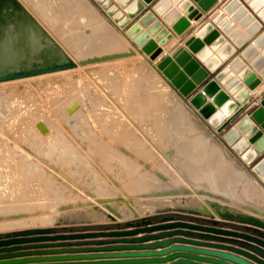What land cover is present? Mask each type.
<instances>
[{"label":"bare ground","instance_id":"1","mask_svg":"<svg viewBox=\"0 0 264 264\" xmlns=\"http://www.w3.org/2000/svg\"><path fill=\"white\" fill-rule=\"evenodd\" d=\"M43 1H46V3L42 4ZM36 3L39 7H42L43 10L47 12L46 16L47 18H49L52 24H58L57 27L59 28V31L61 33L69 32L70 26L73 25V23L78 25L77 28L81 29V27L84 25L83 23L90 22L93 25L94 34L91 36H84L82 34V31H80L78 33H74V34L72 33V35L66 36L67 41L69 42V45L72 48L76 49L78 53L77 56H75L71 52L67 44L64 41H61L56 36V34L46 24V22H44V20H42L39 17V15L33 10V8L28 3H26L24 0H0V84L9 85V84H12V82L15 83V82L22 81V80L29 81V79H33L36 82L37 78L38 80H42V81L46 80V82H48L47 81L48 79L50 80L52 77L55 78L56 75H60L62 77L60 78L58 77V78L61 80H64L63 82L64 85L65 84L67 85V83L68 84L71 83L72 85V86L70 85L67 88V91L69 93L71 92L70 94H68L66 90L63 91L62 88L61 89L59 88L62 85V83L61 84L59 83L61 82L59 80L57 83H55L56 81L53 80L51 81V84L49 85V87L47 86L51 90V92H52V88H55V90L53 91L54 93L52 92L53 94H51V92L49 93V95L51 94L50 100L52 99L51 102H49V106H50V103H51V106L50 108H48V110H41V105H39L40 107L37 108V110L40 109L41 110L40 113L44 112L45 114L41 113L43 115L41 114L39 115L37 112H35L34 114L31 113L33 116L30 115V117H28L30 118L29 128H31L33 132L32 133L29 132L30 134L28 135V132L26 131L28 135V136L26 135L24 138L26 145H27L26 148H21L17 145H12V144H7V143L0 144V209L6 207L8 205L6 203L8 202H13V206H14V203L21 204L24 201L29 200V198H31L34 195L33 192L36 186L41 185V187L45 189L46 187L49 186L48 187L49 189L47 190H48V193H51V196H48V197H55L59 199L62 197L64 198L66 196L65 195L66 192L71 194V196L69 195L70 198L67 195L66 200L62 199L55 204L50 203L48 206L43 205L42 203H40V201H39L40 204L38 202H35V203H38L36 205H39L38 206L39 208L36 209L37 213L43 214L48 211L49 212L52 211L53 214H50V215H53L52 218L54 220L57 219L59 216L60 217L64 216L69 211L85 212L89 216H94L99 219L100 218L107 219V218H114V217L118 219H123V218H129L135 215L138 216V215H141L147 212H153L159 206L161 207L180 206L184 208L197 209L202 212L209 213V214H216L217 216L219 215L236 216V217H239L245 220L264 224V191L259 186H257L256 183L254 182L252 183L251 181L252 179L250 180L249 177H246L243 179L244 186L246 187V189L244 190L247 191L246 193H248L250 197L249 200L246 199L245 196L243 197L245 200H242V199L237 200L235 199L237 195L234 194L235 195L234 198H233V195H231L233 193L228 194L226 191H224V189L221 188L223 190L222 191L220 187L218 186H217L218 188L216 186L211 187L210 184H209L210 186H207L201 183V181L206 179L205 177L207 176L208 177L210 176L211 179H212V176L214 177L213 179L218 178V175L215 174V171H213L214 169L212 170V168H214L215 166V168L218 169L220 165L225 164V162L228 161V159L224 155L217 154L219 158L218 157L216 158V156L214 158L213 157L214 155L213 156L210 155V157H207V158H202L200 155L197 156V159L194 161V164L196 166L192 168L193 169L192 176L195 179L199 180L198 185L195 186V185L190 184V186H187V185H184L183 183L176 184L172 182L171 176L167 172L157 168L156 166L157 159H155L156 158L155 152L156 153L159 152L162 154L163 158L170 160L172 157H174V154H173L174 148L172 149L170 146H166L163 148L158 147L157 144L152 139L153 136L155 135L153 133V129H150L149 134H147V139L150 140L151 143L150 145H146L144 149L142 146L136 143V140H137L136 135L135 137L132 134H130L129 136H122V133L120 132L118 133L115 131L116 128H119V126H121L120 124L121 121L115 120V122H112L113 124H111L110 120H108V117L111 114L110 110H106L107 112L101 111V109H99V111H94V110H90L89 107H87L88 113L86 115L83 112H81L83 109L84 103L82 102L80 97H78V94H77L78 92L76 93L74 91L75 88H78V85L76 84L74 85V83L82 81L86 77V75L89 73L91 68L97 69L96 67L100 66L99 64L104 63V61H108L111 59L120 60L123 58H131L130 60L136 61V60H139L140 57H143V54L140 53L133 45H131V43H129V41L123 34H121L117 30H114L110 24H108L109 27L103 24L104 23L103 16L88 0H37ZM57 10L60 12V15H61L60 20L53 16L54 12ZM108 28L114 32V37L116 38V42H117L115 45V48L111 50L110 49L108 50V47L101 48L102 50L99 49L100 53L86 54L85 52V49L87 48L86 45L92 40H95V38L97 37H98L97 40H99V43L101 44L102 43L101 40H104L107 38L106 31H108L107 30ZM142 28L145 29V27H142ZM18 71L22 73L18 75H12V76L10 75ZM156 72L159 75L161 82L163 80V82H165V84L168 85V83L160 75V73L157 70ZM7 75H10V76H7ZM161 82H160V86L162 84V87H163V82L162 83ZM44 87H45V84H44ZM65 93L68 95H66ZM159 97L160 98L158 97L156 98L155 97L127 98L126 99L127 101H125L126 103L124 105L128 107L130 110H133L138 113H144V114H149L148 112L151 109H153V111L157 113L154 115L156 116L155 118L157 119L158 118L160 119L162 114L166 115V118H170V119L174 118V120H172L174 121L173 123L174 127L175 125L178 126L179 124H182V125L185 124V122L182 120V117L184 113H188L187 109L183 107V105H175V106L171 105L170 99L168 95L165 93L164 94L160 93ZM7 111H10V110H7ZM81 114H82V117H79L78 119V116ZM123 114H124V111H123ZM122 116H120V118ZM58 117H61L63 120L65 119L69 120V118H71V120L75 119L74 120L75 124L78 123L77 121H81L82 127L78 125L77 126L79 127V129L81 128L80 131H82L85 134H88V133L90 134V133L96 132L97 130L100 132L99 134L100 137L98 136L96 138L89 137L87 141L83 140L86 142H81L82 139H80L81 145L79 143V145L82 146L81 149H82V152L84 153L83 155L89 156L90 164L95 165L98 168V172L97 173L95 172L96 173L95 178H100L101 180L100 182L98 181L99 183L97 185H95L96 189L94 190L92 188L93 190L92 189L88 190L89 192L87 191L86 195H85L86 190L84 194H80L81 189H79V185L75 181H73L74 179L72 177L75 176L73 175L74 172L73 174L71 173L73 176L70 177L69 172H68L69 173L68 175V173H66L67 171L66 172L64 171L65 169L63 170L61 169L62 167L61 168L58 167L57 165L54 164V162L52 163L48 161L49 158L47 157L48 158L47 159L45 155L43 154V152H41V147L44 146V145L41 146V144H43L44 140L45 141L47 139L51 140L52 138L56 137L54 134L59 133L60 131L59 129L60 127L58 125L60 124V121L62 119L57 120ZM125 117H126V114H125ZM127 117L132 118V116H129V115ZM65 123H68V122L65 121ZM69 123L72 124L73 122L71 123L69 121ZM66 125H67V128L69 129L70 127L69 124H65V126ZM190 125L193 126L192 123H190ZM19 127L21 128V126ZM25 127L27 128L28 126H25ZM112 128H115V129L109 130ZM163 128L165 127L163 126ZM193 128H195V126H193ZM3 129L5 128L3 127ZM63 129L64 128L62 126L61 132L63 131ZM70 129L72 128L70 127ZM20 130H22V128ZM76 130L77 129H75V131ZM177 130L180 132L179 129ZM189 130H193V129H189ZM11 131L13 130H10V132ZM108 131L112 132L113 135L111 137L106 138L107 136L106 134H108ZM166 131H164V133ZM171 133L173 134L174 132H171ZM181 133L183 134V131H181ZM19 134H23V133H19ZM166 135H168V133ZM172 136H174V134L171 135V137ZM72 139L74 140V138ZM91 139L95 143L96 142L102 143V141H106L108 142V145H107L108 149H111V147H114L116 149L114 153L115 155L112 157L115 158L114 160L115 163H119L123 165L124 169L126 168V170L128 171V177L130 178L131 183H127V185L122 184L121 183L122 180H120V177L118 178V174L122 173V171L120 170L121 172H118L117 175H114L113 174L114 171L112 173L109 170L110 169L108 167L109 163L105 164V166L107 165L106 167L109 168L108 170L105 167H104L105 168L104 170H102L103 168L100 169L99 163L103 162L104 159H102L103 161L99 162V161L93 160L94 157L92 156L93 158L92 159L91 155H89L90 153L89 149L94 148L91 145V141H90ZM24 140L22 143H25ZM60 142H61L60 143L61 146H66V145L69 146V145H72L73 143V142L71 143V140H69L68 138H65V135H64V141H60ZM200 144L201 142L195 139L192 146H194L195 149H199ZM50 147L55 148L53 144H50ZM141 149H144L147 152ZM141 151L142 152L144 151L145 153L144 152L142 153ZM46 153H49V152H46ZM59 158L63 159L62 156H59ZM175 158L176 157H174V159ZM114 161L112 160L111 162H114ZM61 164L63 165V163ZM212 165H214L212 168L210 167L209 169H207V167L212 166ZM80 166L82 168L83 164L81 163ZM81 168L79 167L80 170ZM75 170H77V168ZM89 170L91 169L89 168ZM70 171L72 172L71 169ZM127 171L125 174H127ZM89 172L91 171H88V173ZM79 173L81 174L82 171H80ZM151 176H154L158 180V182H163L165 185L162 188L153 190L151 192V191H146V189L148 188L147 186H140L141 182L139 183V185L137 184V181L139 179H142V178L148 179ZM234 176L238 181L241 180L240 177L236 175ZM81 178L84 179L83 176ZM78 179L81 180L80 177ZM92 179L91 181H93L94 183L95 179L94 180ZM207 180H208V183L211 181V180L209 181L208 178ZM83 181L87 182L86 179ZM216 181L218 180L216 179ZM216 181H215V184H216ZM123 183H126V182H123ZM220 183H221V180H220ZM89 184H88L89 187H91V183ZM136 184L138 185L140 189H143L142 193H140L139 195L132 193V192H135L136 189H138V188L135 189ZM84 186L82 185L81 188ZM77 187L80 191H78ZM83 190H82V193H83ZM141 197H142V200L139 201ZM38 200H41V199H38ZM159 202H162V204L160 203L159 205ZM25 203H23V206ZM9 206L13 208L12 204ZM23 213L25 214L22 216H25L27 212H23ZM30 213H32V211H30ZM5 214H8V215H4V216L1 215L3 218H1L2 220L0 221L5 222L7 218H12L13 213L12 215L11 214L9 215V213L7 212ZM19 214H22V213L18 212V215ZM14 216L16 215L14 214ZM22 219H24V217ZM48 219H50V222H51V218H48ZM24 220H26V218ZM26 221L27 223L29 222L28 220ZM2 222H0V225L2 224ZM4 224L7 225V223H4ZM4 224H2L3 227L6 226ZM1 226L0 228L2 229L3 227Z\"/></svg>","mask_w":264,"mask_h":264},{"label":"water","instance_id":"2","mask_svg":"<svg viewBox=\"0 0 264 264\" xmlns=\"http://www.w3.org/2000/svg\"><path fill=\"white\" fill-rule=\"evenodd\" d=\"M94 1L117 26L124 29L126 35L131 38L140 51L149 56L161 75L181 96L186 98L187 104L196 109L207 124L221 135L224 143L238 155L248 167L249 172L264 186V95L262 93L253 95L251 92L261 83L262 79L246 67L239 57H235L230 61L229 67L239 72L238 77H234L227 67L220 69L216 74V78L226 84V88L229 89L228 93L220 88L216 80H207L220 64L212 56L208 46L219 47L222 45L218 53L227 55L232 51L233 46L228 42L225 43V38L221 36L220 30L232 40L239 35V29L235 28L234 23L229 21L225 14L233 13V18L240 19L239 26L249 25L247 31L259 30L264 22V0H230L224 6L223 12L219 13L212 21L206 22L196 32L197 36H191L185 41L188 49L201 62H204L207 69L185 47H180L172 55H166L156 60L163 51L162 45L173 36V33L164 26L160 19L156 18L150 9L144 11L136 21L128 24L129 18L134 17L143 8L137 0ZM144 1L149 3L152 0ZM193 1L174 0V3L179 4V7L176 8L172 7L170 0H158L153 5V10L162 15L164 21L172 25L174 32L182 35L191 25L189 19H199L203 12L210 10L217 2V0ZM249 8L252 12H249ZM182 9L187 17L182 16ZM125 13L128 15L125 16ZM244 42V38L240 37L235 41V44L242 46ZM223 43L225 44L223 45ZM256 45L263 49L262 54L257 51ZM242 55L251 61L252 66L259 71L260 76L264 79V32L254 40V44L245 46ZM21 73L18 71L10 75ZM239 78L242 80L240 81ZM218 107L219 110H217ZM241 113L243 115L239 116ZM245 221L248 222L245 224L248 228L242 230L223 227L218 220L198 216H194L191 220H175L171 216H164L161 222L155 224L152 223L151 218L142 217L138 221H127L126 227H130L127 229L87 233L58 234L53 233L52 227H29L25 230L0 233V264L51 260V258H42L43 256L14 258L30 254L150 248L153 244L126 243H140L147 238L164 237L168 235V232L129 238L139 232L165 229H176L175 233L194 238H175L178 241L226 250L177 245L173 249L182 251L178 253H181L180 255L185 258L180 261L184 264H264V224ZM87 238H96L93 242L97 246H85ZM73 240L76 242L73 247H70ZM43 241H49V243H42ZM38 248L43 250H37ZM158 254L160 253L142 251L131 255L154 257ZM163 260L165 259L154 257L79 263H158ZM40 264H76V262Z\"/></svg>","mask_w":264,"mask_h":264},{"label":"rangeland","instance_id":"3","mask_svg":"<svg viewBox=\"0 0 264 264\" xmlns=\"http://www.w3.org/2000/svg\"><path fill=\"white\" fill-rule=\"evenodd\" d=\"M24 1L26 3H28L33 8V10L39 15V17L42 20H44V22H46V24L52 29V31L56 34V36L61 41H64L67 44V46L70 48L71 52L75 56H77L78 53H77L76 49L72 48L69 45V42L67 41L66 36L72 35V33L73 34L78 33L80 31H82V34L84 36H91L94 34L93 25L90 22L83 23L84 25L81 27V29L77 28L78 25L73 23V25L70 26V30H69V32L71 31L70 33L69 32L61 33L59 31V28L57 27L58 24H52V22L46 16L47 12L45 10H43L42 7H39L37 5V3H36L37 0H24ZM88 1L99 12L102 10L95 3L94 0H88ZM45 3H46V1L42 2V4H45ZM101 15H102V13H101ZM53 16L59 20L61 18L60 12L58 10L54 12ZM103 18H104V16H103ZM103 24H105L109 27L108 24H110V23L108 21H106V19L104 18ZM111 27H113V26L111 25ZM75 28H77V29H75ZM113 29L116 30L114 27H113ZM107 30H108V31H106V37L107 38L104 40H101L102 45L99 43V40H97L98 37L95 38L96 41L92 40L91 42H89L86 45V47H87L85 49L86 54L100 53L99 51L102 50L101 48L108 47V50L115 48V45L117 42H116V38L114 37V32L111 31L109 28ZM130 59L131 58H123L120 60L119 59H111L108 61H104V63H100L99 64L100 66L96 67L97 69L91 68L89 73L86 75V77L82 81L74 83V85L75 84L78 85V88H75V89L73 88V89L76 93L78 92L77 93L78 97H80V99L84 103L83 109L81 112H83L86 115L88 113L87 107H89L90 110H94V111H99V109H101V111L107 112L106 110H110L111 114L108 117V120H110V123L113 124L112 122H115V120L121 121L120 122L121 126H119V128H116L115 131L118 133L119 132L122 133V136H129L130 134H132L135 137V135H136L137 136L136 137V139H137L136 143H138L144 149H145L146 145H150V143H151L150 140L147 139V134H149L150 129H153V133L155 135L153 136L152 139L154 140V142L157 144L158 147L163 148L166 146H170L172 149L174 148L173 154H174V157H176L175 159H174V157H172L170 160H167V159L163 158L162 154L159 152H157V153L155 152V154H156L155 159H157V163H156L157 168L167 172L171 176L172 182L176 183V184L183 183L184 185H187V186H190V184L195 185V186L198 185L199 180L195 179L192 176V171H193L192 168H194L196 166L194 164V161L197 159V156L200 155L202 158H207V157H210V155H212V156L214 155L213 156L214 158H215V156H216V158L217 157L219 158V156L217 154L224 155L228 159V161L225 162V164L220 165V167L218 169H216L214 165L207 167V169H209L210 167L212 168L214 166V168H212V170L214 169L213 171H215V174L218 175V178H216L218 181H216V179H213L214 178L213 176H212L213 181L210 178V176L209 177L207 176V177H205L206 179L201 181V183L203 185H207V186L211 185V187L212 186H216V187L218 186V187H220V189L221 188L224 189V191H226L228 194L233 193L231 195H233V198L235 195H237V197H235V199H237V200H239V199L245 200L243 198L244 196L246 199L250 198L248 193H246L247 191L244 190V189H246V187L244 186L243 179L247 177L245 174L246 172L244 170H242V168H240V163L234 159V157L232 156V153L224 145H222V142H224V141L222 140L221 135L220 134H217V135L212 134V132L206 127V125L204 123H202L194 113H192V111L187 107L186 103H184V101H182V99L172 89L173 86L170 83H169L170 85L169 84L166 85L165 82H163V80H162L163 87H162V84L160 86L161 79L156 72L155 66L152 63H150V61H148L147 59H144V57H140L139 60H136V61L130 60ZM58 77L60 78L62 76L56 75L55 78L57 79ZM55 78L52 77L51 78L52 80L48 79L47 81L48 82L50 81L49 83L46 82V80L42 81V80H38V78L36 80V78H35L36 82L33 79H29V81L31 83L28 80H26V81L22 80V81H18L19 83L18 82H15V83L12 82V84H9V85L0 84V112H1L0 113V144L1 143H7V144H12V145H17L21 148L27 147L26 142L24 140L25 136L27 135L26 131L28 132V135L33 132L31 130V128H29L30 118H28V117H30V115L33 116L31 113L34 114L35 112H37L40 115L41 113H44V112L40 113L41 110H48V108H50L51 103L49 106V102H51V100H52V99L50 100L51 94H53L54 93L53 91L55 90V88H52V92H53L52 93L51 90L48 88L49 85L51 84V81L54 80V81H56L55 83H57L58 80L61 81L59 83L60 84L62 83V85L59 88L60 89L62 88L63 91L64 90L67 91V88L71 85V83L70 84L67 83L68 86L66 84L64 85V83H63L64 80H61L59 78L56 80ZM28 83H30V84H28ZM44 84H45V87H44ZM38 85H40L42 88ZM50 92H51V94L49 95ZM42 93H43V95H42ZM67 93L70 94L71 92L69 93L67 91ZM76 93H74V94H76ZM160 93H163V94L165 93L168 95L170 102H171V105H173V106L183 105V107H185L187 109L189 114L184 113V115L182 117V120L185 122V124H183L185 127L182 124H179L180 126L175 125V127H174V124H173L174 121H172V120H174V118L173 119L172 118L171 119L166 118V115H164V114H162L160 119L155 118L156 116H154V115L157 113H155L153 111V109H151L148 112L149 114H144V113H138V112H135L133 110H130L128 107H126L124 105L126 103L125 101H127L126 100L127 98H133V97H140V98H142V97H144V98H147V97H149V98L155 97L156 98V97H158V98H160L159 97ZM68 94H66V95H68ZM74 94H72V95H74ZM183 99L186 101V98L183 97ZM34 103L36 106L34 105ZM39 105H41V110L40 109L37 110V108L40 107ZM10 107H12L13 109ZM22 107H23V109H22ZM51 109H52V107H51ZM7 110H10V111H7ZM29 111H31V112H29ZM123 111H124V114H123ZM11 112H13L14 114ZM125 112H127L129 114H127ZM152 113H154V114H152ZM102 114H104V113H102ZM125 114H126V117H125ZM41 115H43V114H41ZM122 115H124V116H122ZM128 115L132 116V118L127 117ZM10 116H11V118H10ZM15 116H17V117H15ZM120 116H122V117L120 118ZM5 117H6V119H5ZM79 117H82V114L78 116V119H79ZM58 119L60 120L62 118L58 117L57 120ZM62 120L60 121V124L58 125L60 127L59 133H55L54 135L56 137L52 138L51 140L50 139H47L46 141L44 140L43 144H41V146L44 145L43 146L44 148L41 147V152H43V154L45 155L46 158L47 157L49 158V159L47 158L48 161H50L52 163L54 162V164L60 168L62 167L61 169H63V170L65 169L64 171L65 172L67 171L66 173L69 172L70 177L75 175L72 178L74 179L73 181H75L79 185V189H81L80 194H84V192L86 190V192H85V195H86L88 190H90L92 188L95 190L96 189L95 185H97L101 180H100V178H95L96 173L98 172V168L95 165L90 164L89 156L83 155L84 153L82 152V149H81L82 146H80L81 145L80 139H82L81 142H86L89 139V137H92V138H96L97 136L100 137V135H99L100 132L97 130L96 132H98V133L93 132L90 134L89 133L85 134L82 131H80L81 128L79 129V127H78V126H81V124H82L81 121H77L78 123L75 124V122H74L75 119L71 120V118H69V120H66V119L63 121ZM65 121H67L68 123H65ZM69 121L71 123L72 122L73 123L70 124ZM161 121H163V122H161ZM170 123H172L173 125ZM190 123H192V125L195 126V128H193V126H191ZM65 124H69V126L73 129V131L75 133L72 131V129H70V127L68 129L67 125L65 126ZM19 126H21L22 130H20L21 128ZM25 126H28V127L26 128ZM62 126L65 129V131L63 129V131L61 132ZM163 126L165 128H163ZM3 127L5 129H3ZM75 129H77V130L75 131ZM113 129H115V128H112L109 130H113ZM164 129H166L167 131ZM177 129H179L180 132ZM189 129H193V130H189ZM10 130H13V131L10 132ZM164 131H166L165 133L166 134L168 133V135H166L164 133ZM181 131H183L184 135L181 133ZM171 132H174L173 133L174 136H172V137H171V135H173V134ZM19 133H23V134H19ZM63 133H65V134H63ZM64 135H65V138H68L69 140H71V143L73 142L72 145L61 146L60 141H64ZM106 135H107L106 138H108V137H111L113 134H112V132L108 131V134H106ZM8 138H10V139H8ZM72 138H74V140ZM195 139H197V140H199V142H201L199 149H195V147L192 146ZM1 140H2V142H1ZM8 140H10V141H8ZM23 140L25 143H22ZM83 140H86V141H83ZM90 141H91V145L94 147L93 149H89V151H90L89 155H91V158L93 156L94 159L93 158L92 159L99 161V162L103 161L102 159H104V161H103L104 163L98 162L100 165V169L103 168L102 170H104L105 168H107V170H108L110 168L109 169L110 172L113 173V171H114V173H113L114 175H117L118 172L122 171V173L118 174V178L120 177V180H122L121 183L126 184V185H127V183H131L130 178L128 177V171L126 170V168L124 169L123 165H121L119 163H115V161H114L115 158L112 157L115 155L114 153H115L116 149L114 147H111V149H108V147H107L108 142H106V141H102V143L101 142L95 143V142H93L92 139ZM49 142H50V144H53V146L55 148H51ZM171 142H172V144H171ZM47 143L49 144V146ZM79 143H80V145H79ZM144 149H141V150H144ZM144 151L147 152L146 150H144ZM46 152H49V153H46ZM59 156H62L63 159H60ZM50 157H51V159H50ZM52 157H53V159H52ZM229 159L234 161L235 169L233 167V163H232L233 161L230 162ZM112 160L114 162H111ZM61 163H63V165ZM81 163L83 164L82 168L80 166ZM102 163L104 166L102 165ZM107 163H109L108 164L109 168L106 167L107 165L105 166V164H107ZM78 166L81 168V170L79 169ZM67 167L68 168L70 167V168L68 169ZM91 167H93L94 170ZM111 167H112V169H111ZM76 168H77V170H75ZM84 168H86V169H84ZM89 168L91 170H89ZM113 168H115L117 170H115ZM70 169L72 170V172L70 171ZM125 170L127 171V174H125L126 173ZM78 171L79 172L82 171L83 174L81 173L82 174L81 175ZM85 171H87V172H85ZM88 171H91V172L88 173ZM73 172H74V174H73ZM69 173H68V175H69ZM92 175H93V177H92ZM231 175H233V176H231ZM234 175L240 177L241 180L238 181ZM82 176L84 179L81 178ZM79 177L81 180L78 179ZM92 178L95 179L94 183H93V181H91ZM207 178L209 179V181L211 180L209 183H208ZM85 179L87 180V182L85 181L87 184L83 181ZM94 179H92V180H94ZM220 180H221V183H220ZM79 181H81V182H79ZM215 181H216L217 185L215 184ZM88 182L91 183V187H89L90 184ZM123 182H126V183H123ZM226 182H227V184H226ZM139 183L141 184L140 186H147L148 188L146 189V191H151V192L153 190L162 188L165 185L163 182H158V180L154 176H151L148 179H145V178L139 179L137 181V184L139 185ZM212 183H213V185H212ZM85 184L87 185V187ZM137 184L135 186V189L136 188H138V189H136V191L132 192V193L139 195L140 193H142L143 189H140ZM80 185L81 186L85 185V186L81 188ZM221 186H223V187H221ZM48 187H46V189H45V188L41 187V185L40 186L37 185L36 188L34 189V192H33L34 195L31 198H29V200L23 202V203L26 202L25 203L26 205L24 204V206H23V203H21V204L20 203H14V206L16 205L15 207L13 206V202L6 203L8 205L6 207L0 209V213H1L0 214V220H2L1 219V218H3L2 216L8 215V214H5L6 212L9 213V215L10 214L12 215V213H13V215H12V218H7L8 221L7 220H5V222L0 221V222H2V224L7 223V225L4 224V225H6V226H4L5 228L3 227L2 224H1L2 226L0 225L1 227H3L2 229L0 228V233L11 232V231H15V230H25L26 228H29V227H40V226H47V227H53L54 228V227H59V226L65 225V224L86 223V222L118 221V220H133V219H134L133 221H137L138 218H142V217L146 216L147 214L154 213V212H168V214H170V215L171 214H180L179 212L192 213V214H194V216L207 217L210 219L212 218V219L218 220L219 222H221V224H224V225L225 224L228 225V224L235 222V223L240 224V226H238L240 228H243L242 226H244L245 224H248V222L245 221V219H242V218H239L236 216H226V215L217 216L216 214H209V213L197 210V209L184 208V207H180V206H174V207H171V206L161 207V206H159L153 212H147V213H144V214H141L138 216L135 215V216H132L129 218H123V219H118L115 217L114 218H107V219H102V218L99 219V218H96L94 216H89L85 212L69 211L64 216H61V217L59 216L57 219L54 220L52 218L53 215H50V214H53L52 211H50V212L48 211V212L43 213V214L37 213L36 209L39 208L38 207L39 205H36V204H38L40 201V203H42L43 205L48 206L50 203L55 204L62 199L66 200L67 195L69 197V195L71 196V194L66 192L65 193L66 196L64 198L62 197L59 199L55 198V197H48V196H51V193H48V190H47V189H49ZM132 188H134V187H132ZM77 189H78V187H77ZM79 189H78V191H80ZM82 190H83V193H82ZM36 193H37V195H36ZM49 198L50 199L52 198L51 201ZM30 199L33 201V203ZM38 199H41V200H38ZM53 200H55V201H53ZM140 200H142V197L139 199V201ZM158 201H160V200H158ZM35 202H38V203H35ZM27 203L28 204L30 203L29 205H31V206H29ZM160 203L162 204V202H159V205H160ZM11 204H12L13 208L9 206ZM32 204H34V205H32ZM30 211H32V213H30ZM18 212H21L22 214H19L20 215L19 216ZM23 212H27L25 216H22L25 214ZM14 214L16 216H14ZM194 216H191V217H194ZM23 217H24V219L26 218V220H28V221L31 219L29 221L30 223L29 222L27 223L26 220L22 219ZM48 218H51V222H50V219H48ZM21 220L22 221L24 220L23 223ZM31 221H33V222H31ZM19 222H21L22 224ZM37 224H38V226H37ZM8 226H10V227H8ZM11 226H13V227H11Z\"/></svg>","mask_w":264,"mask_h":264},{"label":"crops","instance_id":"4","mask_svg":"<svg viewBox=\"0 0 264 264\" xmlns=\"http://www.w3.org/2000/svg\"><path fill=\"white\" fill-rule=\"evenodd\" d=\"M137 1H138V4H140L143 8L138 13H136V15L134 17L129 18L128 24L136 21V19L140 15H142V13L144 11L150 9L156 15V18L160 19L163 22L164 26L167 27L170 30V32L173 33V36L165 44L162 45L163 51L160 53V55L157 57L156 60H159L166 55H172L180 47H185L201 63V65L206 68L204 62H201L196 57V55L190 49H188V47L185 45V41L191 36H197L196 32L206 22L212 21L219 13L223 12L224 6L230 0H217V2L211 7L210 10L203 12V15L199 19H197V20L195 18L189 19L191 25H190V27H188V29L182 35H179L176 32H174V30L172 29V25L168 24L166 21H164L162 18V15H159L156 11L153 10V5L158 0H152L149 3L145 2L144 0H137ZM173 1L174 0H170L172 7L178 8L179 4L174 3ZM191 1L194 2L193 0H191ZM100 12L102 13V15L104 16L106 21H108L116 30H118L121 34H123L127 38V40L129 41V43H131V45H133L140 53H142L140 51V49L132 42V40L125 35V31L123 28H120L119 26H117L116 23L106 13H104V11L101 10ZM249 12H252V10L250 8H249ZM181 14H182V16L187 17V15L184 14L183 9L181 10ZM253 14H256V13H253ZM127 15L128 14L125 13V16H127ZM232 15H233V13H226L225 14V16L229 18V21L234 23L235 28L239 29V35L234 40L229 39L228 36L223 31H221L219 28L221 36H223L225 38V43L228 42L231 46H233V49L229 54L223 55L221 53H218L219 49L221 48L222 45L219 47H217V46L213 47V45L208 46L211 50L212 56H214L220 64L217 67V69H215V71H213V73H211V75L209 76V78L207 80H209V79L216 80V82L219 84L220 88L225 90L228 93L229 89L226 88V84H223L221 80L217 79L216 74L220 69L227 67V68H229V72L234 74V77H238L239 72L236 71L234 68L229 67V63L233 58L239 57L240 60L244 63V65L246 67L250 68V70L252 72L256 73L257 76H259L262 79L261 83H259L254 89L251 90L252 94L256 95L258 93H262L264 95V79H263V77H261L259 74V71L256 70L254 66H252L251 61L248 60L244 55H242V51L245 48V46H247L248 44H254V40L256 38H258L262 32H264V22H263L261 29L256 30V31H247V28L249 27V25L248 26H239L238 24L240 22V19L233 18ZM257 19H259V18H257ZM214 26L216 27V24ZM240 37H243L245 42L242 46H237L235 44V41ZM225 43H223V45ZM255 48L257 49V51L260 54H262L263 49L259 45L258 46L256 45ZM142 54H143L144 59H147L148 61H150V63H152L154 65V62L149 59L147 54H145V53H142ZM160 75H161V73H160ZM239 80L241 81L242 79L239 78ZM166 82L169 84V82L167 80H166ZM244 86L247 87V85H245V84H244ZM172 89L177 93V95L182 99V101H184V103H186L187 107L192 111V113H194L198 117V119L206 125V127L212 132V134L217 135L218 133L216 132V130L207 124V122L201 117V115L197 112V110L194 109L189 104H187V102L183 99V97L177 92V90L175 88L172 87ZM231 98H233L232 95H231ZM254 104H256V103H254ZM217 110H219V107L217 108ZM246 110H248V109H246ZM242 115H243V113L239 114V116H242ZM222 145H224L232 153V156L234 157V159L240 163V168H242V170H244L246 172L245 174L247 177L250 178V180L252 179L251 180L252 183L253 182L256 183L257 186H259L264 191V186L258 181V179L255 176H253L249 172L248 167L243 163V161L238 157V155H236L229 148V146H227L224 142H222ZM231 161H233V160H230V162ZM232 163H233V167L235 169L234 161ZM248 199H250V198H248ZM179 213L181 214L180 217L174 218L175 220L176 219L191 220L193 218L191 216H194V214H192V213H185V212H179ZM169 215L170 214H168V212H154V213L147 214L144 217L151 218L152 223L155 224V223L161 222L162 218L164 216H169ZM138 220H140V218H138L137 221ZM127 221H129V220L75 223V224H65V225H62L59 227H54V228L52 227V228H53V233H58V234L59 233L60 234H68V233H78V232L87 233V232L112 231V230H121V229L130 228V227H126L125 223ZM222 226L227 227V228H231V229L237 228V229L242 230V228L238 227V226H240V224L235 223V222L228 224V225L223 224ZM175 230L176 229L145 231V232H139L137 234L129 236V238H134V237L147 236L150 234H156V233H160V232H168V235H166L164 237L147 238L140 243H135V242L126 243V244H153L152 247L145 248V249H123V250L111 249V250H96V251L91 250V251H78V252L64 251V252L47 253V254H39V255L30 254V255H25V256H21V257H14V258H27V257H36V256H43L42 258H51V260L25 261V263H20V264H40V263H55V262L56 263L57 262H61V263L62 262H76V264H81L79 262H93V261H102V260H130V259H135V258L158 257V258L165 259V260L158 261V263L154 262V263H113V264H184L183 262H180V261L185 260V258L182 257V255H180L181 253H178V252H182V251H179L177 249H173L177 245L195 246V247L206 248V249H211V250H222V249H217L215 247L203 246V245H193L191 243L178 241L175 238H187V239H194V238L191 236L177 234V233H175ZM97 238H100V237H97ZM94 240H96V238L85 239V241H86L85 246H97L94 244V242H93ZM71 242H72V244L70 245V247H73L74 243L76 241L73 240ZM204 242H216V241H204ZM42 243L46 244V243H49V241H43ZM115 244H118V243L115 242ZM48 248H50V247H48ZM52 248H62V247H52ZM29 250H33V249H29ZM37 250H43V249L38 248ZM45 250H47V249H45ZM142 251H151V252L160 253V254H158L157 256H154V257H150V256L139 257V256L131 255V254H136V252H142ZM222 251H226V250H222ZM227 252H231V251H227ZM208 264H212V263H208Z\"/></svg>","mask_w":264,"mask_h":264},{"label":"trees","instance_id":"5","mask_svg":"<svg viewBox=\"0 0 264 264\" xmlns=\"http://www.w3.org/2000/svg\"><path fill=\"white\" fill-rule=\"evenodd\" d=\"M180 215L181 214H171V215H169V216H171V217H173V218H179L180 217ZM220 224H221V222H219ZM221 225H223V224H221ZM243 228L242 229H247L248 227L247 226H242Z\"/></svg>","mask_w":264,"mask_h":264}]
</instances>
